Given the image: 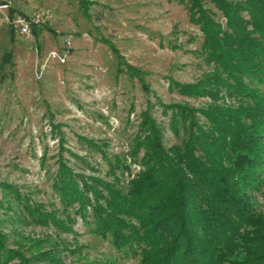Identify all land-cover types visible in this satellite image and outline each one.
I'll return each instance as SVG.
<instances>
[{"label":"rangeland","instance_id":"rangeland-1","mask_svg":"<svg viewBox=\"0 0 264 264\" xmlns=\"http://www.w3.org/2000/svg\"><path fill=\"white\" fill-rule=\"evenodd\" d=\"M0 1L6 4L0 7V183L13 186L42 213L63 221L66 213L72 217L67 230L22 218L0 188L1 246L24 259L53 249L58 264H140L137 255H124L107 236L93 231L91 209L83 217L71 207L62 210L53 176L61 162L73 173L113 181L106 172L108 161L128 157L142 113L168 147L179 145L183 134L180 127L172 131L170 108L163 105L197 110L212 104L207 96H184L169 85L197 83L213 70L202 60L201 34L188 18L187 1L88 0L86 12L76 0ZM202 3L223 21L210 0ZM9 10L11 17L37 19L36 35L17 33ZM103 39L136 74L126 71ZM8 50L11 58L2 62ZM248 84L264 97V83ZM215 103L236 107L239 102L224 96ZM194 114L204 122L199 112ZM139 169L134 163L128 175L117 170L116 185L124 187ZM260 175L264 181V168ZM251 203L264 214L263 186L251 192ZM4 264H17V256Z\"/></svg>","mask_w":264,"mask_h":264},{"label":"trees","instance_id":"trees-1","mask_svg":"<svg viewBox=\"0 0 264 264\" xmlns=\"http://www.w3.org/2000/svg\"><path fill=\"white\" fill-rule=\"evenodd\" d=\"M76 1L84 12L91 3ZM186 1L188 18L201 34L202 60L213 70L197 83L169 85L184 96H207L212 104L197 110L163 105L170 108L172 131L180 127L183 134L179 145L168 147H163L153 120L142 113L128 157L108 161L106 172L113 181L73 173L59 162L52 185L63 211L71 207L83 217L91 209L93 231L107 236L124 255H137L140 264H264V214L251 203V192L264 187V97L248 84L264 83V0H210L222 22L202 0ZM11 14L9 10V18ZM35 27L29 29L33 36ZM102 41L126 71L136 74L112 44ZM10 58L8 50L1 61ZM224 96L238 105L215 103ZM196 111L204 122L196 120ZM86 143L104 157L99 146ZM134 163L140 169L124 187L116 185L115 172L128 175ZM0 188L22 218L63 230L72 222L68 213L64 221L42 213L11 185L0 183ZM15 255L17 264L59 263L53 249L24 259L0 243V264Z\"/></svg>","mask_w":264,"mask_h":264},{"label":"built area","instance_id":"built-area-1","mask_svg":"<svg viewBox=\"0 0 264 264\" xmlns=\"http://www.w3.org/2000/svg\"><path fill=\"white\" fill-rule=\"evenodd\" d=\"M6 4L5 3H2L0 4V7H5ZM38 20L37 19H30V20H25L21 17H11L10 18V24L11 26L13 27V29L17 32V33H20V34H25V33H28L29 32V26L31 24H38Z\"/></svg>","mask_w":264,"mask_h":264}]
</instances>
